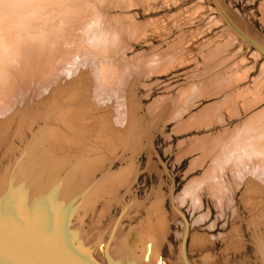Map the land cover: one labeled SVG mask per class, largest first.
Wrapping results in <instances>:
<instances>
[{
	"label": "rangeland",
	"instance_id": "rangeland-1",
	"mask_svg": "<svg viewBox=\"0 0 264 264\" xmlns=\"http://www.w3.org/2000/svg\"><path fill=\"white\" fill-rule=\"evenodd\" d=\"M216 1L264 44V0ZM19 5L38 11L46 38L0 57L2 193L36 156L57 168L67 233L97 262L128 243L133 264H263L264 178L196 185L233 125L264 120V54L212 0ZM97 15L119 32L115 47L100 49Z\"/></svg>",
	"mask_w": 264,
	"mask_h": 264
},
{
	"label": "water",
	"instance_id": "water-1",
	"mask_svg": "<svg viewBox=\"0 0 264 264\" xmlns=\"http://www.w3.org/2000/svg\"><path fill=\"white\" fill-rule=\"evenodd\" d=\"M212 1L240 39L264 54V44L246 35L228 18L218 2ZM8 106L0 108V117L9 114ZM3 127L4 124H0L1 130ZM36 159V156L29 158L20 165L14 186L11 183L5 193H2L3 179L0 180V264H133L126 254L128 243L116 246L112 253L105 249V262L100 263L94 260L87 247L74 240L76 235L67 233L62 207L56 204L59 189L51 188L50 176H53L51 179L56 177L57 168L37 166L39 160ZM38 179L43 180L40 183L42 196L37 193ZM32 210L35 214L26 221L24 214Z\"/></svg>",
	"mask_w": 264,
	"mask_h": 264
},
{
	"label": "clouds",
	"instance_id": "clouds-1",
	"mask_svg": "<svg viewBox=\"0 0 264 264\" xmlns=\"http://www.w3.org/2000/svg\"><path fill=\"white\" fill-rule=\"evenodd\" d=\"M11 4L7 11L0 10V57L6 56L14 62V53L19 46L42 43L46 33L38 26L39 14L36 9L21 7L19 0H11ZM94 24L96 32L106 38L99 46L101 50L118 45L119 32L109 31L102 15L96 16ZM160 63V57L155 56L148 67L155 69ZM231 130L219 145L210 171L196 185L197 190L218 182L226 173L241 181L249 176L264 178V120H243L233 125Z\"/></svg>",
	"mask_w": 264,
	"mask_h": 264
},
{
	"label": "bare ground",
	"instance_id": "bare-ground-1",
	"mask_svg": "<svg viewBox=\"0 0 264 264\" xmlns=\"http://www.w3.org/2000/svg\"><path fill=\"white\" fill-rule=\"evenodd\" d=\"M42 182V181H41ZM152 238V237H151ZM140 240V239H139ZM149 241H152L151 239ZM114 248V247H113ZM145 251V250H144ZM150 254V253H149Z\"/></svg>",
	"mask_w": 264,
	"mask_h": 264
}]
</instances>
